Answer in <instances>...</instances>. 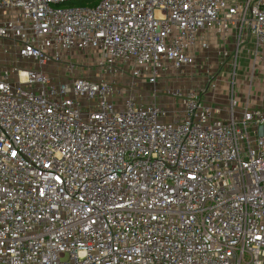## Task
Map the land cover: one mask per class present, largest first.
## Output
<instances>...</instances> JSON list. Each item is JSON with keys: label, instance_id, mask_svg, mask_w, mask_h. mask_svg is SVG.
Segmentation results:
<instances>
[{"label": "built area", "instance_id": "1", "mask_svg": "<svg viewBox=\"0 0 264 264\" xmlns=\"http://www.w3.org/2000/svg\"><path fill=\"white\" fill-rule=\"evenodd\" d=\"M74 1L0 0V264H264V103L157 87L264 0Z\"/></svg>", "mask_w": 264, "mask_h": 264}, {"label": "rangeland", "instance_id": "2", "mask_svg": "<svg viewBox=\"0 0 264 264\" xmlns=\"http://www.w3.org/2000/svg\"><path fill=\"white\" fill-rule=\"evenodd\" d=\"M69 4L80 5V2L74 1ZM219 49L220 48L218 46L214 45L208 52H203L200 55V61H198L197 67H190L182 73L179 72V74L175 71H173V73H164L159 84H157V87L163 89L173 85H197L203 83L210 73L217 74L219 71H222L224 79L221 81L217 91L221 92L228 87V81L231 80V78H234L236 73V86L239 94H242L245 97L246 94L248 96L252 90L254 99H256L258 103H264V99H262V92H264V49L258 51L252 38L250 36L247 37L244 42V46H242L238 52V62L235 71L234 67L232 68L230 65L226 64L228 62H234L236 52L234 50H230L233 52H230L227 61L223 60L220 56ZM56 66H54V69ZM252 77L254 78L251 80L250 78ZM131 80L132 78L127 72L119 78V81L124 86H126V83L133 84ZM134 85L146 93L152 89V87L145 83H136ZM132 88L134 89V87ZM217 92L215 90L212 93L215 94ZM216 101L219 103V101L224 102L225 100L220 99L217 96L215 102Z\"/></svg>", "mask_w": 264, "mask_h": 264}, {"label": "trees", "instance_id": "3", "mask_svg": "<svg viewBox=\"0 0 264 264\" xmlns=\"http://www.w3.org/2000/svg\"><path fill=\"white\" fill-rule=\"evenodd\" d=\"M78 2H80V5H85V4H88L89 2H90V0H80V1H78ZM95 3V2H94ZM94 3H92V4H94ZM91 4V3H90Z\"/></svg>", "mask_w": 264, "mask_h": 264}, {"label": "crops", "instance_id": "4", "mask_svg": "<svg viewBox=\"0 0 264 264\" xmlns=\"http://www.w3.org/2000/svg\"><path fill=\"white\" fill-rule=\"evenodd\" d=\"M214 46V44L212 45V47Z\"/></svg>", "mask_w": 264, "mask_h": 264}]
</instances>
